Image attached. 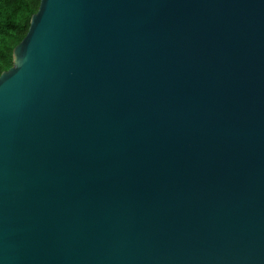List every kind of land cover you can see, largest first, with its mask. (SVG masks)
<instances>
[{
	"label": "water",
	"instance_id": "95a60500",
	"mask_svg": "<svg viewBox=\"0 0 264 264\" xmlns=\"http://www.w3.org/2000/svg\"><path fill=\"white\" fill-rule=\"evenodd\" d=\"M0 264H264V0H41L0 74Z\"/></svg>",
	"mask_w": 264,
	"mask_h": 264
},
{
	"label": "trees",
	"instance_id": "16d2710c",
	"mask_svg": "<svg viewBox=\"0 0 264 264\" xmlns=\"http://www.w3.org/2000/svg\"><path fill=\"white\" fill-rule=\"evenodd\" d=\"M41 0H0V74L14 63V48L27 34Z\"/></svg>",
	"mask_w": 264,
	"mask_h": 264
}]
</instances>
